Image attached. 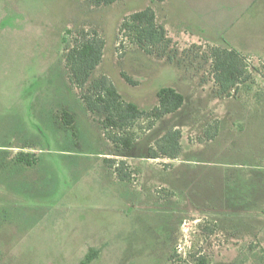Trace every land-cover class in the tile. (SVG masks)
Wrapping results in <instances>:
<instances>
[{"label": "rangeland", "instance_id": "1", "mask_svg": "<svg viewBox=\"0 0 264 264\" xmlns=\"http://www.w3.org/2000/svg\"><path fill=\"white\" fill-rule=\"evenodd\" d=\"M238 1L0 0V264H81L91 250L92 264H264V58L247 57L252 79L231 97L218 95L210 58L227 40L264 34L260 20L238 22ZM147 8L173 40L165 56L120 32ZM82 31L105 40L91 81L107 76L148 112L174 88L182 110L106 129L70 80L66 55ZM174 128L182 155L149 158ZM109 134L134 145L117 148Z\"/></svg>", "mask_w": 264, "mask_h": 264}, {"label": "trees", "instance_id": "2", "mask_svg": "<svg viewBox=\"0 0 264 264\" xmlns=\"http://www.w3.org/2000/svg\"><path fill=\"white\" fill-rule=\"evenodd\" d=\"M123 0H93L96 6L109 7ZM153 8L135 12L123 21L120 32L125 33L128 40L149 55L168 54L173 40L167 29L156 21ZM105 40L98 35H90L82 31L75 38L72 47L66 55V62L70 69V80L78 90L83 92L82 99L88 111L105 116L106 129H125L133 126L139 120L149 118L160 121L166 116L178 113L185 106L186 97L174 88L165 87L159 90L157 97L159 105L150 112L141 110L136 104L124 101L116 86L107 76L91 81L93 72L102 63L104 57ZM160 54V55H161ZM213 67V77L218 86L220 97H231L239 86L249 82L252 75L248 72L247 57L235 49L214 48L210 56ZM173 57L170 58L173 61ZM125 81L136 85L132 78L122 74ZM87 87V88H86ZM64 128L73 129L74 116L64 111L61 117ZM73 133V132H72ZM110 140L117 148L131 149L134 145L132 138H124L119 134H109ZM214 136H210L211 140ZM182 133L174 128L156 141L148 150L149 158L177 160L183 153L180 143ZM18 162L32 166L35 161L33 155L21 153ZM98 258V252L91 250L81 264H92ZM198 264H208L202 258Z\"/></svg>", "mask_w": 264, "mask_h": 264}, {"label": "crops", "instance_id": "3", "mask_svg": "<svg viewBox=\"0 0 264 264\" xmlns=\"http://www.w3.org/2000/svg\"><path fill=\"white\" fill-rule=\"evenodd\" d=\"M240 2V4H239ZM250 11H256L255 13H250ZM238 22H241V20L248 21L249 23L260 20V22L264 23V0H251L249 3L245 0H239L238 1ZM254 27L248 26V32H252ZM171 38V37H170ZM241 41V43H240ZM244 40L242 37L232 38L231 40H227V46L230 47V49H235L239 51L241 54H243L246 57H252L256 59V57L264 58V34L259 35V40L256 41H246L245 44L243 42ZM244 44V46H243ZM256 45V46H254ZM254 46V50H252V47Z\"/></svg>", "mask_w": 264, "mask_h": 264}]
</instances>
